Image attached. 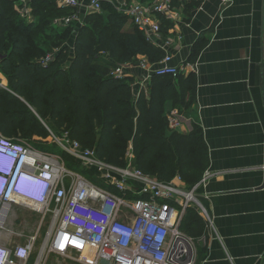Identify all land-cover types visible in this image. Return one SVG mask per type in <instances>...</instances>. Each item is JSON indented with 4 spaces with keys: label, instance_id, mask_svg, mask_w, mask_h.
I'll list each match as a JSON object with an SVG mask.
<instances>
[{
    "label": "trees",
    "instance_id": "16d2710c",
    "mask_svg": "<svg viewBox=\"0 0 264 264\" xmlns=\"http://www.w3.org/2000/svg\"><path fill=\"white\" fill-rule=\"evenodd\" d=\"M27 1L35 21L22 18L15 0H0V73L8 82L7 87L0 85V132L44 151L47 126L67 133L113 166H126L130 152L141 171L165 181L180 176L187 186H194L206 165L207 148L195 131H175L168 137L165 104L175 77L156 76L151 94L143 90L137 96L128 77L112 75L114 69L140 60L160 62L165 51L148 42L110 1H103L101 13L81 14L86 25L79 29V24L54 25L56 19L74 13L57 0ZM197 4L187 6V17ZM90 20H100L103 30L90 29ZM171 26L163 19L162 33L168 34ZM72 38L69 62L67 44ZM57 49L52 62L44 65V56ZM204 230L199 213L189 209L182 231L196 238Z\"/></svg>",
    "mask_w": 264,
    "mask_h": 264
},
{
    "label": "built area",
    "instance_id": "2783aa9c",
    "mask_svg": "<svg viewBox=\"0 0 264 264\" xmlns=\"http://www.w3.org/2000/svg\"><path fill=\"white\" fill-rule=\"evenodd\" d=\"M15 1L22 18L31 20L29 1ZM103 1H110L148 42L165 51L160 62H140V68L148 75L177 77L195 70V64L190 62L173 66L169 50L174 40L163 41L162 22L167 19L180 26L187 18V6L201 0H91L90 10L101 12ZM57 2L74 13L56 19L55 26L82 22L79 0ZM53 59L49 55L41 62L49 65ZM130 66L122 65L112 75L124 78V70ZM166 118L170 130L176 131L181 126L179 111L172 110ZM46 128L50 140L65 157L40 151L30 142L6 138L0 132V228L16 204L36 210L40 217L36 233L25 246L15 250L0 246V252L6 250L10 256L8 264H29L34 256L33 264H45L50 256L78 264L197 263L199 244L206 241V236L200 239L189 236L182 226L189 209H195L206 224L205 233L215 231L213 221L197 197L209 175L190 187L180 176L161 180L138 169L130 152L126 166H113L67 133L57 137ZM19 165L27 177L14 183L6 199L11 175ZM81 170L93 174V179Z\"/></svg>",
    "mask_w": 264,
    "mask_h": 264
},
{
    "label": "crops",
    "instance_id": "0c3cea01",
    "mask_svg": "<svg viewBox=\"0 0 264 264\" xmlns=\"http://www.w3.org/2000/svg\"><path fill=\"white\" fill-rule=\"evenodd\" d=\"M90 1L79 0L82 14L91 12ZM162 39L174 40L173 66L195 64L170 80L165 116L179 111L176 132L195 131L207 148L195 185L210 176L197 197L215 231L196 237L206 236L196 264H264V0H201ZM140 62L124 71L135 95L149 96L159 79ZM169 131L168 137L175 132ZM39 220L36 210L14 206L0 228V246H25Z\"/></svg>",
    "mask_w": 264,
    "mask_h": 264
},
{
    "label": "rangeland",
    "instance_id": "374dc122",
    "mask_svg": "<svg viewBox=\"0 0 264 264\" xmlns=\"http://www.w3.org/2000/svg\"><path fill=\"white\" fill-rule=\"evenodd\" d=\"M14 8H15V10L18 8V6H17V4L14 2ZM101 13V12H100ZM83 16H84V14H83ZM33 20H37V18L35 17V19H33ZM81 20H82V18H81ZM85 20H82V22L79 24V26H77L78 27V29L79 28H81L82 26H84V25H86L85 24V22H84ZM88 26H89V28L90 29H93L95 32H101L102 30H103V26L101 25V21L100 20H90V22H88ZM77 27H75V28H77ZM74 42V38H72L71 39V42H69L67 45H68V47H69V52H67L68 53V56H69V62H71L72 61V57H73V54H72V52H73V43ZM38 45H40V46H42L41 44H38ZM58 51V49L56 50V51H52V52H49V53H47L44 57H47V56H49V55H51V54H54V53H56ZM54 52V53H53ZM34 58L35 59H37V56L34 54ZM14 62H17V60H14ZM0 85H3L4 87H7L8 86V82H7V80H6V78H5V76H3L1 73H0ZM50 129V128H49ZM51 130V129H50ZM53 132V131H52ZM57 137H61L62 136V133H60V132H53ZM43 142L47 145V146H45L48 150H41V149H39V148H36V149H38V150H40V151H43V152H48V153H55V154H57V155H62V156H64L63 154H62V152H61V150L50 140V137H48L47 139H43ZM65 157V156H64ZM85 175H87L89 178H91V179H93V174H90V173H88L87 171H85V170H81ZM42 238H43V234L41 235V237H40V242L42 241ZM40 244V243H39ZM33 263V262H32ZM31 263V264H32ZM45 264H78L77 262H75V261H72V260H68V259H64V258H59V257H56V256H50V258H48L47 260H46V262H45Z\"/></svg>",
    "mask_w": 264,
    "mask_h": 264
},
{
    "label": "clouds",
    "instance_id": "9594fccd",
    "mask_svg": "<svg viewBox=\"0 0 264 264\" xmlns=\"http://www.w3.org/2000/svg\"><path fill=\"white\" fill-rule=\"evenodd\" d=\"M21 169H22V166L19 165L15 172L11 175V179H10V184H9V188H8V192L6 194V199H8L11 195V190H12V187L14 185L15 182H19L23 177H27V174L26 173H22L21 172ZM10 174L8 173V175H6L7 177L9 176ZM15 206H23L25 207L24 204H16ZM9 255H7V251L6 250H2L0 252V264H8V260H9Z\"/></svg>",
    "mask_w": 264,
    "mask_h": 264
},
{
    "label": "bare ground",
    "instance_id": "6f19581e",
    "mask_svg": "<svg viewBox=\"0 0 264 264\" xmlns=\"http://www.w3.org/2000/svg\"><path fill=\"white\" fill-rule=\"evenodd\" d=\"M25 187H29V185H26V184H25Z\"/></svg>",
    "mask_w": 264,
    "mask_h": 264
}]
</instances>
